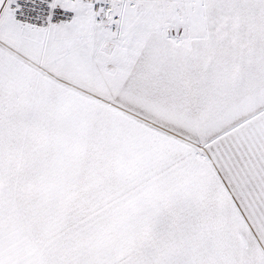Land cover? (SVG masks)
<instances>
[{"label":"snow or ice","instance_id":"6c2138e0","mask_svg":"<svg viewBox=\"0 0 264 264\" xmlns=\"http://www.w3.org/2000/svg\"><path fill=\"white\" fill-rule=\"evenodd\" d=\"M0 264H264V0H0Z\"/></svg>","mask_w":264,"mask_h":264}]
</instances>
